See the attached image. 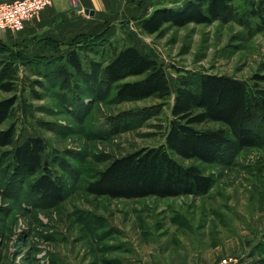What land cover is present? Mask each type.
<instances>
[{"label": "rangeland", "instance_id": "rangeland-1", "mask_svg": "<svg viewBox=\"0 0 264 264\" xmlns=\"http://www.w3.org/2000/svg\"><path fill=\"white\" fill-rule=\"evenodd\" d=\"M233 5L210 24L169 25L154 34L130 25L109 39L156 54L173 88L180 74L175 66L251 82L264 72V26L249 14L250 0ZM103 52L108 56L110 48ZM84 55L88 70L89 60L104 58L97 45ZM27 57L11 62L16 90L0 89V99L17 95L14 117L1 126L14 123L16 131L15 143L0 149V264H212L228 254L236 256L234 264H264V145L239 149L228 164H205L172 151L178 161L198 164L215 177L205 195L90 194L87 181L112 158L165 143L173 97H118L115 85L90 86L72 68L64 83L56 62ZM5 66L0 62V70ZM199 126L227 127L218 120ZM258 126L264 131V120ZM35 134L45 139L53 169L65 183L61 202L33 194L28 188L33 177L10 175L15 146Z\"/></svg>", "mask_w": 264, "mask_h": 264}, {"label": "trees", "instance_id": "trees-1", "mask_svg": "<svg viewBox=\"0 0 264 264\" xmlns=\"http://www.w3.org/2000/svg\"><path fill=\"white\" fill-rule=\"evenodd\" d=\"M233 2L188 0L180 7L159 6L140 21V28L154 34L169 25L210 24L232 12ZM249 14L257 17L263 27L264 0H250ZM114 41L97 35L77 44L67 54L27 57L35 62H56V73L64 83H68L73 69L90 86L97 85L98 81L115 85L118 97L160 100L173 97V117L165 143L143 146L112 158L87 181L86 190L90 194L128 199L205 195L212 189L215 177L198 164L185 165L178 161L172 151L205 164H228L239 149L264 145V131L258 126L264 120V72L255 73L250 82L230 74L175 66L180 74L173 88L165 65L156 54L140 50L134 42L119 46ZM96 45L104 58L89 60L88 70L84 54ZM6 47L0 45V57L6 51L14 55L10 59L0 58L6 65L0 70V89L13 92L17 87V68L12 67L11 62L15 64L14 60L25 54ZM103 48H110L108 56ZM36 82L43 87L42 81ZM16 101L15 93L0 99V149L15 143V124L1 126L14 117ZM207 120L222 121L227 127L199 126ZM47 149L43 136L26 135L12 152L10 175L33 177L29 190L42 201L58 203L65 199L66 186L53 169Z\"/></svg>", "mask_w": 264, "mask_h": 264}, {"label": "crops", "instance_id": "crops-1", "mask_svg": "<svg viewBox=\"0 0 264 264\" xmlns=\"http://www.w3.org/2000/svg\"><path fill=\"white\" fill-rule=\"evenodd\" d=\"M75 1L51 0L50 4L26 20L23 29H0V45H6L13 51H22L31 58L55 57L67 54L90 37L102 35L103 39H108L121 27L130 25L140 29V21L156 7H180L188 0ZM86 9L94 10V14L87 13ZM10 53L6 51L1 56H10Z\"/></svg>", "mask_w": 264, "mask_h": 264}, {"label": "built area", "instance_id": "built-area-1", "mask_svg": "<svg viewBox=\"0 0 264 264\" xmlns=\"http://www.w3.org/2000/svg\"><path fill=\"white\" fill-rule=\"evenodd\" d=\"M75 3V0H72ZM51 3V0H10L0 2V29L9 28L19 31L24 28L26 20ZM234 255H224L213 264H234Z\"/></svg>", "mask_w": 264, "mask_h": 264}, {"label": "water", "instance_id": "water-1", "mask_svg": "<svg viewBox=\"0 0 264 264\" xmlns=\"http://www.w3.org/2000/svg\"><path fill=\"white\" fill-rule=\"evenodd\" d=\"M86 12L94 14V10H92V9L91 10L90 9H86Z\"/></svg>", "mask_w": 264, "mask_h": 264}]
</instances>
